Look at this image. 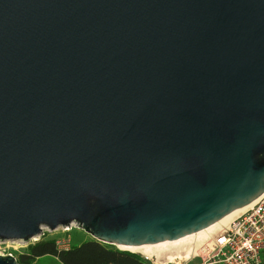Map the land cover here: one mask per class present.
<instances>
[{
  "label": "water",
  "instance_id": "95a60500",
  "mask_svg": "<svg viewBox=\"0 0 264 264\" xmlns=\"http://www.w3.org/2000/svg\"><path fill=\"white\" fill-rule=\"evenodd\" d=\"M263 193L264 0H0V240L159 243Z\"/></svg>",
  "mask_w": 264,
  "mask_h": 264
},
{
  "label": "built area",
  "instance_id": "2783aa9c",
  "mask_svg": "<svg viewBox=\"0 0 264 264\" xmlns=\"http://www.w3.org/2000/svg\"><path fill=\"white\" fill-rule=\"evenodd\" d=\"M61 227L64 228V232L71 229L68 226ZM66 235L67 237L56 240L61 250L72 247V240L68 233ZM190 255L194 257L187 262L203 258L201 264H264V193L256 199L251 208L204 243L201 251L198 253L192 251ZM144 257L151 261V257Z\"/></svg>",
  "mask_w": 264,
  "mask_h": 264
},
{
  "label": "trees",
  "instance_id": "16d2710c",
  "mask_svg": "<svg viewBox=\"0 0 264 264\" xmlns=\"http://www.w3.org/2000/svg\"><path fill=\"white\" fill-rule=\"evenodd\" d=\"M48 258L60 264H153L138 252L112 248L98 240H87L61 250L56 239H41L30 244L17 260L19 264H43Z\"/></svg>",
  "mask_w": 264,
  "mask_h": 264
},
{
  "label": "bare ground",
  "instance_id": "6f19581e",
  "mask_svg": "<svg viewBox=\"0 0 264 264\" xmlns=\"http://www.w3.org/2000/svg\"><path fill=\"white\" fill-rule=\"evenodd\" d=\"M256 199L246 205H243L240 208H237L230 212L229 214L225 215L215 223L209 225L208 227L196 231L194 233H190L183 237L172 239L168 241H162L159 243L153 244H139V245H119L120 249L123 250H130L133 252H138L144 256L152 257L157 256L160 258L162 254L167 251H175L173 254L167 257L169 262H175L176 260L183 259L189 257L190 253L193 251L194 253H198L201 251L202 246L204 243L209 241L211 238L214 237L215 234L220 233L224 228L229 226V224L238 216L243 214L249 208H251ZM75 224V223H72ZM75 227V226H74ZM73 229V228H72ZM36 238V237H35ZM181 248V249H180ZM184 248V255L182 253V249ZM156 257V258H157Z\"/></svg>",
  "mask_w": 264,
  "mask_h": 264
},
{
  "label": "rangeland",
  "instance_id": "374dc122",
  "mask_svg": "<svg viewBox=\"0 0 264 264\" xmlns=\"http://www.w3.org/2000/svg\"><path fill=\"white\" fill-rule=\"evenodd\" d=\"M68 227H71L70 231L64 232V228H62V227H57L56 229H50L48 226H43V233L40 236H36V238L31 239L29 242L21 240V239L0 240V255L5 256V255L12 254L13 256H15L18 259L19 255L24 253L27 250V247L30 244L35 243L36 240H39V239L40 240L41 239H56L57 240L58 238L67 237V235H66L67 233H68V237H70L72 240V245H74V244L79 245V244H81L87 240H96L95 238H93L91 236V234H89L88 232L83 230L77 223L71 224ZM217 234H219V233H217ZM217 234H215L214 237ZM102 243L104 245H108L109 247H112V248H119L115 245L107 244L104 242H102ZM182 250H183L182 253L184 254L185 253L184 248ZM173 252H175V251L169 250V251L165 252L164 254H162V256L160 258H158L157 256H156L157 258L155 256H152L150 258L151 262L153 264H201L203 262V258H197L194 260L192 259V261L187 262L189 259L194 257V256L190 257L192 255H189V257H187V258L185 257L183 259L176 260L175 262H169L167 257L169 255L173 254ZM184 255H186V254H184ZM43 264H60V263L56 262L53 258L52 259L48 258V259H45Z\"/></svg>",
  "mask_w": 264,
  "mask_h": 264
}]
</instances>
